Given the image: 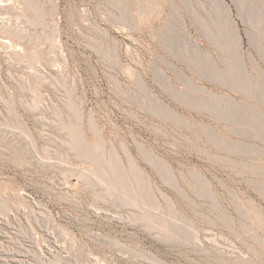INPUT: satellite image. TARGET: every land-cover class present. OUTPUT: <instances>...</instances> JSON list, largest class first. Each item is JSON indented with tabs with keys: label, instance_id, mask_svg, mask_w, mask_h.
<instances>
[{
	"label": "rangeland",
	"instance_id": "1",
	"mask_svg": "<svg viewBox=\"0 0 264 264\" xmlns=\"http://www.w3.org/2000/svg\"><path fill=\"white\" fill-rule=\"evenodd\" d=\"M222 1L0 0V264H264V0Z\"/></svg>",
	"mask_w": 264,
	"mask_h": 264
},
{
	"label": "bare ground",
	"instance_id": "2",
	"mask_svg": "<svg viewBox=\"0 0 264 264\" xmlns=\"http://www.w3.org/2000/svg\"><path fill=\"white\" fill-rule=\"evenodd\" d=\"M215 1V3H222L224 6H225V4H224V2L222 1V0H219L218 2H217V0H214ZM221 1V2H220ZM241 2V1H240ZM227 7V6H226ZM224 14H225V19L226 20H228V22H229V25H230V27H232L233 28V31H234V37L236 38V41H237V43H238V45H236V47H237V49L239 50V48H240V36H239V32H238V29H237V27H236V22L233 20V19H231L230 17H231V11H230V9L227 7L226 9H225V11H224ZM181 22H182V25H183V27H184V30H186V28H185V22L183 21V20H181ZM234 38V39H235ZM4 42H6V41H4ZM196 44V46H197V43H195ZM236 44V43H235ZM6 45V44H5ZM183 75V74H182ZM166 78V80L169 82V80H168V78L167 77H165ZM243 78H248V75H246V74H243V76L241 77V79H243Z\"/></svg>",
	"mask_w": 264,
	"mask_h": 264
},
{
	"label": "crops",
	"instance_id": "3",
	"mask_svg": "<svg viewBox=\"0 0 264 264\" xmlns=\"http://www.w3.org/2000/svg\"><path fill=\"white\" fill-rule=\"evenodd\" d=\"M250 5H253V3L251 1L248 2ZM264 14V13H263Z\"/></svg>",
	"mask_w": 264,
	"mask_h": 264
}]
</instances>
